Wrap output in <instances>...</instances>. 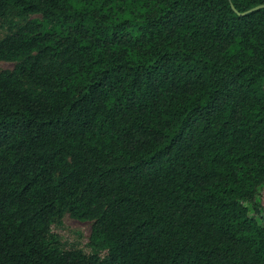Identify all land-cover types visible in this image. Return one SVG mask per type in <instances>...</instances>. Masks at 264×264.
Instances as JSON below:
<instances>
[{
    "label": "trees",
    "instance_id": "obj_1",
    "mask_svg": "<svg viewBox=\"0 0 264 264\" xmlns=\"http://www.w3.org/2000/svg\"><path fill=\"white\" fill-rule=\"evenodd\" d=\"M0 61V264H264V0H0Z\"/></svg>",
    "mask_w": 264,
    "mask_h": 264
},
{
    "label": "rangeland",
    "instance_id": "obj_2",
    "mask_svg": "<svg viewBox=\"0 0 264 264\" xmlns=\"http://www.w3.org/2000/svg\"><path fill=\"white\" fill-rule=\"evenodd\" d=\"M30 19L42 20V17L40 15H33ZM8 33V29L4 28L1 34L4 36ZM15 65V62L0 61V71L13 70ZM251 212H253V210H251ZM262 216L264 217V212L262 215L256 217L258 220H261ZM91 231L92 222L79 221L69 215L65 216L62 228H54V232L58 235L60 242L64 244L66 248L77 247L86 253L92 252V249L89 246Z\"/></svg>",
    "mask_w": 264,
    "mask_h": 264
},
{
    "label": "water",
    "instance_id": "obj_3",
    "mask_svg": "<svg viewBox=\"0 0 264 264\" xmlns=\"http://www.w3.org/2000/svg\"><path fill=\"white\" fill-rule=\"evenodd\" d=\"M257 8H259V7H257Z\"/></svg>",
    "mask_w": 264,
    "mask_h": 264
}]
</instances>
